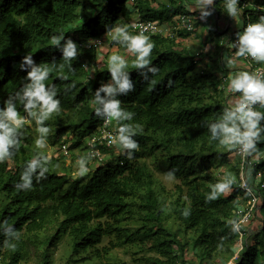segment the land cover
<instances>
[{"label": "trees", "instance_id": "1", "mask_svg": "<svg viewBox=\"0 0 264 264\" xmlns=\"http://www.w3.org/2000/svg\"><path fill=\"white\" fill-rule=\"evenodd\" d=\"M214 7L220 16L230 18L225 0H215ZM185 9L183 0H137L131 5L128 0H0V106L22 86L27 73L20 70L19 62L29 51L38 64L50 67L46 84H55L61 100V112L45 121L51 128L48 144L60 147L70 140L86 144L103 122L94 116L91 99L92 90L110 79L108 64L95 67L88 77L84 62L97 63L100 51L79 46L82 53L73 61L74 71L60 68L62 53L51 37L63 33L73 39L72 34L82 30L80 40H87L120 24L135 32L131 25L135 16L165 21ZM150 37L155 43L151 61L159 71L145 80L132 65L130 53L127 71L135 90L120 97L122 107L135 113L130 123L143 129L135 137L140 150L133 159L125 152L107 151L105 163L72 179L57 169L59 160L51 158L47 179L21 191L15 184L25 162L37 153L26 124L20 150L0 162V220L7 219L20 231L15 251L2 247L5 237L0 235V264H51L50 247L66 235L71 240L66 264H125L113 263L109 256L121 247H137L135 254L145 252L135 259L142 264H227L232 258L231 264H264V159L254 169L261 181L257 186L263 200L258 213L261 222L242 238L238 252L240 235L232 233L230 225L240 216L237 197L244 194L238 179L229 194L214 201L205 199L211 185L224 176L207 171L208 166L216 160L225 168L231 164L228 147L210 141L207 129V123L228 106L218 83V77L223 81L228 72L223 58L211 55L199 70L201 60L194 51L181 49L176 40L161 35ZM66 87L71 90L66 92ZM18 108L23 115L22 107ZM258 148H264V142ZM151 156H155L156 170L169 176L175 171L179 183L172 192L157 187L147 162ZM235 166L240 172V164ZM186 208L190 210L187 217L182 215ZM53 226L56 231L48 232ZM107 238L109 243L100 247Z\"/></svg>", "mask_w": 264, "mask_h": 264}, {"label": "clouds", "instance_id": "2", "mask_svg": "<svg viewBox=\"0 0 264 264\" xmlns=\"http://www.w3.org/2000/svg\"><path fill=\"white\" fill-rule=\"evenodd\" d=\"M214 5L215 0H196L195 7L199 19L206 20L212 15L215 10ZM239 5L240 0H225L227 16L232 19L238 18L242 13ZM129 27L127 24H120L111 27L109 31L112 33V39L134 56L131 63L140 70L139 75L145 80H150V74L155 76L159 71L151 61L155 43L145 34L146 30L132 32L129 31ZM236 36L232 47L236 49L237 57H251L258 63H264V15H260L254 22L247 23L243 31ZM51 42L55 49L62 53L63 63L59 67L67 66L70 71H74L73 61L82 53L79 45L70 36L66 38L63 33L53 35ZM228 63L231 64L232 61L229 60ZM107 64L110 79L100 82L99 86L92 90L93 114L105 123L113 121L116 123L115 134L111 137L112 143L119 144L127 158L131 160L135 152L140 150L139 142L135 137L143 129L139 124L130 123L135 113L122 107L120 97L133 92L135 83L130 72L127 71L129 61L125 56L119 53L110 54L107 57ZM19 68L27 73L22 86L3 100V106H0V162L11 159L20 150L23 144V130L30 119L34 121L35 131L38 133L34 141L36 147L46 148L51 128L45 121L62 110L55 84H46L51 71L48 65L38 64L33 58V53L28 51L19 62ZM71 87H75V84ZM228 88L239 96L234 104L223 108L217 119L207 123L209 140L223 147L236 148L246 157H250L257 152V145L264 142V123H262L264 111L256 107L259 105L260 108H264V76L240 71L231 77ZM70 90V87L65 88L66 92ZM18 105L22 107L23 115ZM91 159L92 154L78 158L76 164L79 175L88 172V163ZM49 162L50 158L47 155L37 152L25 162L15 187L21 191H28L33 188L34 181L39 183L47 179ZM172 176L175 178V171ZM234 183L233 174L225 173L222 179L211 185L205 197L206 201H214L223 194L230 193ZM242 187L245 189V195L252 194L247 182H244ZM182 215L189 216L190 210L186 208ZM230 225L232 233H240L242 221L233 219ZM0 235L5 237L2 247L12 251L17 249L15 241L20 240V231L7 219L0 220Z\"/></svg>", "mask_w": 264, "mask_h": 264}, {"label": "built area", "instance_id": "3", "mask_svg": "<svg viewBox=\"0 0 264 264\" xmlns=\"http://www.w3.org/2000/svg\"><path fill=\"white\" fill-rule=\"evenodd\" d=\"M137 0H128V3L131 5L135 3ZM241 4L239 7L242 8V13H241V23L239 26H232L229 21V19H223L225 20L226 24L222 28V31L226 33H229V39L225 41L223 44L225 48H227V51L229 50V58H235L239 59L241 64L243 65H237V66H232L231 67L235 70V74H237L240 71H249V72H254L258 75L264 76V63H258L254 61L251 57H237L235 55L236 49L232 47V43L236 40L237 33H240L243 31L244 27L246 26L247 23L254 22L253 17L254 16H260L264 15V0H241ZM187 3V2H186ZM185 5V4H184ZM189 6V5H188ZM186 7V5H185ZM192 9L189 10L185 9V11L178 13L176 15H173L171 19L161 21V20H143L140 17L135 16L133 20L131 21V25L133 27V30L139 31V30H146L145 34L149 36L153 35H161L162 37L170 40H178L180 36L182 35L181 33H190L194 34L196 27L199 23H201L199 19V13L196 8H193L190 6ZM215 14V17H219L220 15L217 13L216 10L213 11ZM216 28V27H215ZM231 31V32H230ZM183 36V35H182ZM112 33L111 31L106 32L104 35L99 36V37H94L92 39H87V40H79L77 44L80 47H86V48H97L99 51L108 43H112ZM96 41H99V43H96ZM229 48V49H228ZM227 51H226V56H227ZM100 53V52H99ZM101 56V53H100ZM225 60V58H223ZM224 64V61H223ZM87 65L88 67H84L88 71V77H91L93 75L95 67L99 66V63H89V62H84L85 66ZM245 67V68H243ZM231 70V68H230ZM229 74V73H228ZM234 76V75H233ZM231 78L229 76H224L223 81L221 82L219 88H220V93L224 91L225 86L224 83L229 82ZM227 91V90H226ZM228 92V91H227ZM231 92V91H230ZM229 93V92H228ZM230 94V93H229ZM226 98V102L228 106H231L233 103L230 100V98L226 94H222ZM257 107V106H256ZM116 126L111 123H105V121L102 122V124L99 127L98 133L87 139L86 141V156L89 154H92V159L90 161H93L91 163H100L103 164L106 161V156L110 153L107 151H114L117 154L124 153V150L121 149L119 144H113L111 137L115 134ZM69 141L63 142L61 146L59 147V151H66L68 153L69 149ZM103 146L105 147V151L100 147ZM235 154L240 158L241 161H239L240 164V172H239V182L237 181V185L245 194V189L242 187V184L244 182H247L249 187L252 189V194L251 195H245L247 197V207L245 208V211H238V214L241 215L239 216L238 220L242 221V227L241 231L239 233L240 239H242L243 236V231L245 230L244 225H248V217H254V206L255 205H262L263 200L261 201L260 199V191L257 188L254 182L250 180V172L256 168L258 161H256L254 156L246 157L243 153L239 152L238 149L233 148ZM99 164V165H100ZM259 177L260 176H256ZM261 183V181H260ZM264 184H261V187H263ZM261 201V202H260ZM246 218V219H245ZM250 222V221H249Z\"/></svg>", "mask_w": 264, "mask_h": 264}, {"label": "rangeland", "instance_id": "4", "mask_svg": "<svg viewBox=\"0 0 264 264\" xmlns=\"http://www.w3.org/2000/svg\"><path fill=\"white\" fill-rule=\"evenodd\" d=\"M161 1V0H158ZM192 1L193 0H189ZM188 0H183L184 4L186 5L187 9L191 10L192 8L190 7V2ZM196 1V0H195ZM187 2V4H186ZM189 5V6H188ZM192 6V5H191ZM241 23V22H240ZM199 25V24H198ZM203 28V27H202ZM202 28H199V30H201ZM213 31V30H212ZM231 32V31H230ZM200 33V32H199ZM213 34H216V31H213ZM83 35L82 30H79L77 32H74L72 34L73 39L75 42H78L81 38V36ZM201 39V38H200ZM112 43H108L106 44L101 50V57L99 58V67L103 66L105 63H107V57L110 54L113 53H119L120 55L125 56L126 59H128V56L130 55L129 52H127V50L125 48H123L122 46H120L117 42H115V44H113L114 40H111ZM201 41V40H200ZM195 51H200V52H204V45H199L196 46L194 48ZM231 60L232 61V66H237V65H243L241 64V62L239 61V59H235V58H229V55L225 56V60H224V68L228 69L227 74L230 72V67L231 64L228 63V61ZM218 67L219 68H223L221 63L218 62ZM245 68V67H243ZM199 70H203L204 66L202 65L201 67L198 68ZM222 82L221 81V76L218 77V83ZM229 83L226 82L224 83V86ZM224 93H226L227 96H229L227 91H224ZM231 101L233 103H235L234 99L231 98ZM27 125H29L30 127V137H32L33 139V149L37 150V152H40L42 154L47 155L50 159L51 158H57L59 160V164L57 165V169L59 171L61 170H65L67 173H69V175L71 176L72 179H75L77 177H80L82 175H79L77 173V164L76 161L78 160L79 157L81 156H86V145H79V140H70L69 141V146H68V153L66 151H59V145L57 146H50L49 144H47L46 148L43 149H38L34 143L36 136L38 135V133L35 131L36 125L33 121H30ZM230 154H229V159H231V161L229 163H231L229 165V168H225L226 166H221L220 162L218 160L215 161V164L213 163L212 165L208 166V170L211 173H221L220 175H224L227 172H231L233 174V176H236V173L238 171L239 173V166H235L237 163H239L240 158L235 154L233 148H228ZM115 154H117L115 152ZM260 155V156H259ZM252 156L255 157L256 161H260L264 159V148H258L257 152L253 153ZM107 161V160H106ZM104 161V162H106ZM93 161H90L88 163V168L90 169L91 167L95 168L97 167L100 163H91ZM147 162L148 164L151 166V168L153 169V173H154V179L156 181L157 187L158 188H164L167 192H172L175 189V186L177 183H179V180H177L176 178H173V176H169L167 174H165L163 171H159L155 169V164H156V159L155 156H151L149 158H147ZM11 165V168L13 167V163L12 161L9 162ZM237 167V169L235 168ZM254 169L250 172L249 176H250V180L252 182H254L253 184H255L256 186H258L260 184V178L256 177L254 174ZM223 173V174H222ZM239 177V174L237 175ZM223 177V176H222ZM238 179H235V183ZM232 191V190H231ZM230 191V192H231ZM225 194H229V193H225ZM264 195V193H263ZM237 202L239 204V208L238 211H245V208L247 207V197H245V194L241 193L238 197H237ZM166 204H168V201H166ZM263 204V203H262ZM261 206V205H260ZM258 204L254 206V211L253 213H255V216L252 217H248V219L250 218V222L248 221V225H244L245 226V230L243 231V236L246 237V235H248L249 233L251 234L253 231H255L258 225H260V219L258 217V213H261V207ZM240 214V213H239ZM241 216V215H240ZM171 224H173L171 222ZM56 228V226L50 227L48 230V232H55L56 230H54ZM44 234V231L40 233V235L42 236ZM47 234V233H46ZM191 236V235H190ZM188 238H190L187 235ZM110 239H105L103 244L100 247H103L105 245H107L109 243ZM70 246H71V240L69 238L68 235L64 236V238L59 241L58 243H55L52 248L50 247V260H51V264H66L67 261L70 258ZM236 247L237 248V252L243 247L242 246V239H239V241L236 243ZM138 251L137 247H124V248H117L114 249L110 256V259L113 263L115 262H121V263H125V264H142L139 261H136L135 259L140 258L145 252H139L137 254H135L134 252ZM40 252H42V250L40 249ZM188 252L190 253V250H188ZM237 252L235 251V253L233 254V257H235L237 255ZM149 254H154L152 252H149ZM233 259V258H232ZM230 259L228 261L227 264H229V262H231ZM88 261H86L87 263ZM32 263V262H31ZM101 263H107L106 260H101ZM35 264V263H34ZM74 264V263H71Z\"/></svg>", "mask_w": 264, "mask_h": 264}, {"label": "crops", "instance_id": "5", "mask_svg": "<svg viewBox=\"0 0 264 264\" xmlns=\"http://www.w3.org/2000/svg\"><path fill=\"white\" fill-rule=\"evenodd\" d=\"M189 1V0H188ZM190 4L192 5L193 8L195 7V3L196 1L193 0L192 3L191 1H189ZM187 4V3H186ZM190 5V6H191ZM242 17L239 16L236 19H230L229 23L232 26H239ZM223 16H219L218 18L215 17V14L212 13V15H210L209 17H207L206 20H202L200 21L201 23H199V25H197L196 30L194 32V34H190L188 36H180V38L177 40V43L179 44L180 48H188L192 51H194L195 54H198V59L201 60V64L198 66L201 67L202 65L205 66L207 62H209L211 55H217L220 56L221 58H225L226 56V51L227 48L224 47V43L225 41H227L229 39V33H226L224 31H222V28L226 22ZM203 27V28H202ZM216 27V28H215ZM199 28H202L201 30H199ZM215 30L217 33L213 34V31ZM200 32V33H199ZM201 38V39H200ZM216 39V40H214ZM201 40V41H200ZM221 46L219 45V43H221ZM199 45H204V52H200V51H195L194 48L196 46ZM229 49V48H228ZM219 50V52H218ZM230 50V49H229ZM229 50L227 51V55H230ZM220 54V55H219ZM231 70L229 72V74H227V76H229L230 78L235 75V70L232 67H230ZM228 91L229 93V98L231 100V98L234 99V101L236 102L239 94L236 93H232L230 92L229 88H228V83L227 86H225L224 91ZM224 91L222 92V94H226L224 93ZM233 103V102H232ZM234 104V103H233ZM231 161V159H230Z\"/></svg>", "mask_w": 264, "mask_h": 264}]
</instances>
